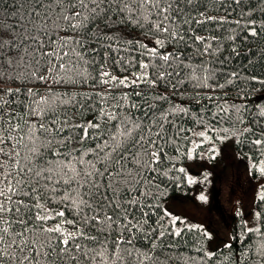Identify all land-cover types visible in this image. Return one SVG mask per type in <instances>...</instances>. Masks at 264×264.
<instances>
[{"label": "snow or ice", "instance_id": "obj_1", "mask_svg": "<svg viewBox=\"0 0 264 264\" xmlns=\"http://www.w3.org/2000/svg\"><path fill=\"white\" fill-rule=\"evenodd\" d=\"M225 2L13 0V12L19 13L25 4L31 9L24 14L27 19L10 12L6 20H0V264H109L110 260L111 264H119L125 253L136 254L140 264L144 260L167 264L172 244L165 245L163 237H179L181 231L144 229L143 224L148 223L144 219L137 238L132 231L136 227L133 220H137L136 210L145 207L140 201L146 195L142 189L155 180L148 174L159 172L157 166L166 155L163 146L169 142L172 128L166 130L165 125L175 126L169 117L177 110L186 113L188 106L174 105L173 109L157 112L149 97L165 99V95L146 92L139 85L152 89L164 81L179 93L177 85L188 76L197 85L207 87V98L213 99L211 92L230 84L238 73L224 74L215 66L209 68L210 61L205 59L216 52L207 41L217 38L191 34L195 32L193 20L196 24L225 22L223 17L208 15L209 3ZM243 2L234 0L236 5ZM121 24L152 34L153 46L125 39ZM177 24H187V32L181 33ZM248 24L254 25L255 21ZM110 26L115 27L109 30ZM258 34L254 27L247 33L253 37ZM169 39L184 42L183 48L174 45L160 51ZM188 39L197 45L196 55ZM137 45H142L144 52L129 63L137 66L138 72L123 77L113 75V67H124L121 53L137 51ZM144 54L148 62L142 58ZM197 68L206 75H198ZM218 76H223L225 83ZM250 79L264 84V79L255 74ZM17 81L35 84L22 87ZM77 83L81 89L87 85V93L68 90ZM41 85L46 96L38 93ZM53 85L65 87L57 91ZM118 87L132 91L114 93L113 88ZM130 96L138 99L126 104ZM67 106L95 112L85 122L74 121L66 111H60ZM226 111L218 105L211 118L219 124L224 117H216ZM181 131L187 130L178 127L177 135ZM198 135L205 137L206 133ZM253 143L260 145L264 141L256 139ZM21 148L26 152L24 156ZM199 199L206 198L201 195ZM260 199L264 200V195ZM54 200L65 208L71 207L75 218L68 219L64 210L53 208ZM145 216L147 213L142 212L141 219ZM247 232L264 236V231L256 227ZM138 239L142 241L139 246ZM233 239L251 249L250 235L247 242L238 236ZM259 255L260 260L249 264H264V241Z\"/></svg>", "mask_w": 264, "mask_h": 264}, {"label": "trees", "instance_id": "obj_2", "mask_svg": "<svg viewBox=\"0 0 264 264\" xmlns=\"http://www.w3.org/2000/svg\"><path fill=\"white\" fill-rule=\"evenodd\" d=\"M15 2L23 3L24 0H15ZM12 5L13 0H0V20H6L10 12L13 15L22 16L27 19L24 14L26 11H30V5L25 4V8L21 9L19 13L13 12ZM208 15L223 17L225 18V22L217 24L206 21L202 24H196L195 20H193L191 27L195 29V32L191 34L204 37L215 36L217 38L207 41L212 45L213 49H216L215 54L211 57H205V59L210 61L207 66L209 68L215 66L221 69L224 74L232 71L237 72L238 75L232 78V82L230 84L225 83L223 76H218L217 78L220 82L225 83V87L211 92L213 99L207 98L206 93L209 91L207 87L197 85L196 81L190 79L188 76H185L184 81L177 85L179 93L164 81H161L157 88L152 89L145 84L139 85L146 92H159L165 95V99L149 97V102L155 105L157 112L161 109H173L174 105L188 106L186 113H181L177 110L176 115L169 117V119L176 122L175 126L165 125L166 130L169 127L172 128V132L168 134L170 137L169 142L163 146V151L166 155L162 156L161 163L157 166L159 172L148 174L154 176L155 180L147 188L142 189L146 195L141 197L140 201L145 207L136 210L135 213L139 224H137V220H133V224L136 227H133L132 231L136 234L137 238L141 236V233L137 229L143 224L144 219L148 221L147 224H143L144 229L156 227L158 231H172L174 229L181 231L179 237L168 235L163 237L165 245L172 244V247L168 249L170 259L167 264H249L250 261L260 260L259 249L261 242L264 241V236H261L259 233L249 234L243 215L234 213L228 218V227L231 234L230 241L209 252V240L202 228L195 225L177 227L172 223L173 220H171L169 215H162L165 212L163 203L166 199L175 195H184L192 189L193 182H189L191 178L187 173L185 164L189 159V149L197 131L205 130L208 136L215 141L225 142L228 139L234 145V149L240 157L248 159L253 164L259 163L261 169L264 168V143L260 145L253 143L256 139L264 141V134H262L264 132V84L250 79V76L253 74L260 79H264V0H244L240 5H236L234 0H226L224 4L209 3ZM197 19L204 20L203 17H197ZM253 20L255 24L249 25L248 22ZM235 21H239V23L237 24ZM114 27L110 26L109 30H112ZM119 27L123 30L121 34L125 39L133 41L141 40L144 44H148L149 47L153 46L151 43L153 40L152 34L145 35L134 25L125 26L121 24ZM252 27L259 33L258 36L247 35L249 29ZM177 28L181 33H186L188 25L177 24ZM246 36L247 38H245ZM187 43L191 45V51L196 55L197 45L193 44L191 39H188ZM174 45L183 48L184 42L177 43L169 39L160 47V51H166ZM143 52L142 45H137V51L129 49L122 52L124 67H113L111 69L112 74L123 77L124 75L138 72V67L129 63V61L133 57H139V54ZM142 58L145 62L149 60L147 54H144ZM221 60L223 63H218ZM249 60L251 63H247ZM109 63H111V60ZM253 69H255L254 73ZM147 71H151V69ZM197 74L206 75V73H200L198 68ZM167 79L165 77V80ZM175 79L173 78V80ZM17 83L22 87L33 86L35 84L34 81H17ZM64 87V85H53V88L57 91H63ZM104 87L112 86L105 85ZM68 90L87 93L88 87L85 85L81 89L77 83ZM98 90V88L94 89V91ZM122 91L131 92L132 89H124L123 87L113 88L114 93ZM38 93L39 95H47L44 92L43 85L39 87ZM137 99V97L130 96L129 100L125 101V103L134 102ZM109 103H112V101L109 100ZM140 103L143 104V101H140ZM218 105L227 109L226 112H221L216 117V119H219L220 116L224 117L219 124L216 123L215 119L211 118L212 112L217 111ZM60 111H66L71 120L85 122L93 117L95 109L91 111L86 108L77 110L72 106H67L66 109L62 108ZM132 112L139 115L136 109H132ZM178 127L187 131H181L177 135L176 129ZM19 151L21 156L26 154L23 148L19 149ZM20 163L23 164V160ZM180 169H183V171H180ZM11 170L15 171V168ZM252 170L253 173H256L255 167ZM262 195H264V187L260 196L254 201L255 209L260 215L258 217V224L253 227L264 231V200L260 199ZM51 206L64 210L68 219L75 218V213L71 210V207L65 208L62 203L55 200ZM106 211L111 212V209H106ZM142 212L147 213V216L143 217V219H141ZM223 214L225 215V213ZM121 216H123L122 212ZM128 219L132 220V216L129 215ZM174 219L176 221L179 220L178 218ZM5 226L7 227V225ZM65 227L70 226L65 225ZM249 235L252 238L251 249H245L243 243H238L237 240L233 239V237L238 236L241 241L247 242ZM141 242L138 239V246ZM157 244H159V241H157ZM228 244H231L232 248L226 247ZM237 249L244 252V255L240 256ZM156 251H159V249ZM210 253L212 255H209ZM238 257L239 260L237 259ZM130 262L131 264H140V260L136 254L128 256L126 253L125 258L119 261V264H130ZM25 264H29V262H25ZM42 264H44L43 261ZM65 264H68V262H65ZM109 264H111V260ZM143 264H152V261L144 260Z\"/></svg>", "mask_w": 264, "mask_h": 264}, {"label": "rangeland", "instance_id": "obj_3", "mask_svg": "<svg viewBox=\"0 0 264 264\" xmlns=\"http://www.w3.org/2000/svg\"><path fill=\"white\" fill-rule=\"evenodd\" d=\"M201 131L205 137L198 135ZM194 138L185 164L193 181L192 189L169 197L163 207L171 220L179 219L177 227L202 228L209 240L208 251L212 252L230 241L228 218L234 213L243 215L248 228L258 224L254 201L264 187V173L259 163L240 157L228 139L215 141L205 130L197 131ZM201 195L205 196L204 201L199 199Z\"/></svg>", "mask_w": 264, "mask_h": 264}]
</instances>
